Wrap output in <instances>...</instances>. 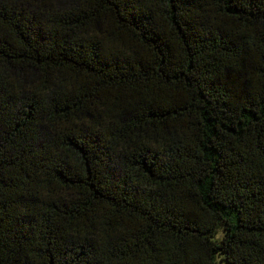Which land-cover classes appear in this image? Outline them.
<instances>
[{
    "label": "trees",
    "instance_id": "trees-1",
    "mask_svg": "<svg viewBox=\"0 0 264 264\" xmlns=\"http://www.w3.org/2000/svg\"><path fill=\"white\" fill-rule=\"evenodd\" d=\"M264 264V0H0V264Z\"/></svg>",
    "mask_w": 264,
    "mask_h": 264
},
{
    "label": "rangeland",
    "instance_id": "rangeland-1",
    "mask_svg": "<svg viewBox=\"0 0 264 264\" xmlns=\"http://www.w3.org/2000/svg\"><path fill=\"white\" fill-rule=\"evenodd\" d=\"M223 260H221L220 258H219V255H217L216 257H215V263L216 264H223Z\"/></svg>",
    "mask_w": 264,
    "mask_h": 264
}]
</instances>
